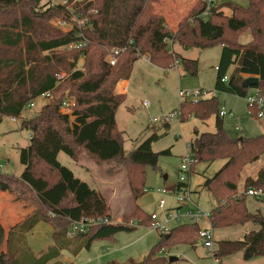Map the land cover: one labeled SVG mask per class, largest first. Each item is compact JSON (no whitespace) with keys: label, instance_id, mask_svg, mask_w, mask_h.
<instances>
[{"label":"trees","instance_id":"1","mask_svg":"<svg viewBox=\"0 0 264 264\" xmlns=\"http://www.w3.org/2000/svg\"><path fill=\"white\" fill-rule=\"evenodd\" d=\"M41 1L0 0V121L2 117L20 118L32 101L44 93L50 95L38 114L21 121V129L30 135L28 145L20 150L22 173L14 176L0 172V191L14 194L35 208L7 230L6 239L0 224L2 264H63L57 260L61 252L75 256L95 240L135 228L109 223L68 237L73 222L90 217L110 218V213L104 197L62 166L57 155L64 153L75 162L84 154L97 164H127L133 201L142 195L143 167L155 168L158 156L169 152L151 150V144L159 137L156 133L128 153L122 146L115 113L124 97L113 90L118 80L129 78L139 57L147 55L151 64L162 69L178 60L187 75L195 76L197 61L181 58L169 49L168 42L185 49L219 44L214 90L245 98L248 88L241 86L243 80L256 77L257 84L249 88L264 99V0H222L209 8L205 18L201 16L206 10L205 0H197L174 32L167 28L162 15L144 13L154 0H82L72 8L56 4L44 12L37 9ZM222 8H229L230 15H223ZM55 18L72 23L71 30L64 32L50 24ZM80 19L83 26L77 23ZM245 29L250 31L251 41L237 43L238 34ZM68 45L72 47L60 50ZM114 49L119 52L115 63L110 64L107 57ZM231 66L233 70L228 73ZM61 71L67 76L58 80ZM223 76L227 77L224 83L220 81ZM67 98L75 103L70 113L60 111ZM247 110L250 117L258 120L255 106L247 105ZM218 111L215 97L181 101L179 121L189 116L201 121L216 116L215 131L196 133L189 144L192 166L225 160L214 176L204 181V187L217 202L208 221L212 229L247 222L259 228L244 233L240 240L219 242L212 255L221 264L222 257L240 251L243 260L249 261L264 256V214L249 212L244 194H235L241 182L243 190H264V166L254 178H241L246 165L264 158V134L231 139L222 128ZM128 218L135 219L136 225L151 223L150 215L136 204ZM39 222L52 224V244L35 255L26 235ZM198 231L195 223L176 225L166 234H159L158 244L144 259L129 264H165L164 258L156 257L162 249L159 245L171 239L193 245Z\"/></svg>","mask_w":264,"mask_h":264},{"label":"rangeland","instance_id":"2","mask_svg":"<svg viewBox=\"0 0 264 264\" xmlns=\"http://www.w3.org/2000/svg\"><path fill=\"white\" fill-rule=\"evenodd\" d=\"M63 1L42 0L37 5V9L44 12L49 7L62 4ZM81 1L68 0L66 5L68 8H72L73 5ZM158 1H162L160 7L164 11L165 9L167 10L164 12L167 28L175 31L177 14L184 12L185 16L197 0H154L152 2L159 3ZM170 6L174 7L169 8ZM221 11L226 16L231 13L229 8H222ZM56 20H60V18L51 19L49 23L55 26ZM236 41L240 44L250 42V31L245 29L240 32ZM170 43L168 42V47H170ZM70 47L72 46L68 45L60 50H66ZM169 49L174 52L171 48ZM219 50V44L205 49L195 47L182 49L183 58L197 61V73L195 76H190L183 72L181 65L170 68L175 66L176 61L179 63L178 60H175L169 67L170 69L168 68L166 71L146 61L145 58H139L133 64L128 78L127 93L115 113L116 127L122 132L123 149L126 153L134 150L139 143L154 132L159 137L157 141L151 144V150L155 153H161L165 150L169 152L168 154H160L158 156L155 168L151 166L143 167V193L135 202L132 200L128 182L127 164H97L84 154H81L78 161L74 163L64 153H59L57 160L62 166L68 168L76 178L87 183L90 188L99 192L104 197L109 207V220L112 223L135 225V228L129 232H120L112 238L93 241L89 248L80 250L75 256H71L68 251L61 252L63 264H129L131 261L138 263L144 259L152 248L158 244L160 236L150 226H146L145 224L136 225L135 219H126L133 210L131 208L133 207V203L136 205L140 203L138 206L144 214L147 216L154 214L158 220L163 219L164 213L178 212L180 220L178 222H169L170 227H174L177 223L185 224L188 218L184 216L188 213L191 215L197 212L209 213L214 208L215 200L211 192L204 187V181L212 178L225 160H216L209 163L199 162L190 168L188 186L192 192H189V194L191 193L192 201L189 199L184 204H180L176 199L175 193L162 195L159 190L171 189L178 182L179 166L185 154L189 153L186 145L193 137L194 128L202 133L214 132L216 116L212 115L207 118L205 124L193 118V116H189L183 122L171 119L168 122L169 127L167 129L161 127L160 124L168 125L162 123L163 119L179 110V103L184 100L178 97L179 91L193 92L204 90L209 91V95L214 93L218 109L224 107L227 111L232 112V116L225 115L221 118L222 128L229 138H251L264 133V119L256 120L249 116L246 98L214 90L216 79L214 67L218 65ZM81 64L82 59H79L77 67L80 68ZM232 70L233 66L230 67L228 73ZM60 73H63L65 77L67 76L63 71ZM252 93H254V88H248L247 94ZM47 101L44 97H38L33 101V106L24 108L21 112V117L15 121H11L8 117L1 118L0 172L14 176L22 173L23 167L19 162L20 150L26 147L30 137L27 130L21 129V121L28 120L38 114L41 107ZM145 102L148 104L147 106L144 105ZM152 126L155 127L154 130ZM79 161L86 168V172L77 164ZM262 166H264V158L262 157L246 165L243 168L245 172L243 171L242 173V180L246 177L254 178L258 168L260 169ZM164 176L166 177L164 178ZM237 189L240 191L241 188L238 186ZM1 192L3 195H0V224L4 229V238L6 239L7 229L3 221L7 219L11 210L19 211V216L17 214L9 216L12 221L18 223L27 214L35 210V208L18 199L14 194L11 195L6 191ZM161 199L165 203L163 209H159L157 206ZM120 207L121 212L125 210L123 213L118 211ZM111 208L117 214L112 215ZM47 216L50 215L48 214ZM197 225L200 228L208 227V219L200 217ZM51 230V223L41 222L40 225L28 234L30 235L29 240L36 250L39 249L41 252L44 249L46 250L47 245L51 243ZM159 246L162 249L157 252L156 257L164 258L165 264H215L211 255V252L215 249L214 242L211 250L204 248L202 241L198 238H196L193 245L171 239L164 241ZM3 252L4 244L0 248V256H2ZM169 257H175L177 260L169 262ZM0 264H2L1 261Z\"/></svg>","mask_w":264,"mask_h":264},{"label":"built area","instance_id":"3","mask_svg":"<svg viewBox=\"0 0 264 264\" xmlns=\"http://www.w3.org/2000/svg\"><path fill=\"white\" fill-rule=\"evenodd\" d=\"M68 0H64L61 5H65ZM220 2V0H205L206 3V10L201 13V16L203 18L207 17L208 15V10L211 7H215L216 4ZM77 23L80 26L84 25V22L82 19L78 20ZM56 27L60 28L62 31L67 32L71 30L72 28V23L66 22L64 20H56V23L54 24ZM118 50L114 49L112 50L108 57L107 61L110 64H114L116 61V54H118ZM177 65V61L175 62V66ZM65 75L63 73H59L57 75V79L60 80L64 78ZM227 77L223 76L221 78V82L224 83L226 82ZM209 91H193V92H183L179 91L178 92V97L180 99H184L182 101H189V102H196L200 99H205V98H211L214 97V93L209 95ZM40 97H44L46 99H49L50 95L49 92L42 94ZM246 104L249 106H255L257 109L256 112V117L258 120L264 119V99L260 98L257 96V93L254 91V93L247 95L246 97ZM74 100L71 98H67L62 102L60 111L61 112H66L70 113L71 108L74 106ZM144 105H148L145 103ZM29 106H33V102L29 104ZM249 113V112H248ZM218 115L220 117H223L225 115L232 116L233 114L229 111H227L224 107L219 108ZM180 117V112L179 110L177 112H173L169 114L166 118L163 119L162 123L164 124H169L168 122L171 119H176L179 120ZM11 121H15L16 119L10 118ZM154 121V120H153ZM194 162L193 156L191 155L190 151L189 153L185 154V156L182 159V162L179 166V177H178V186H174L171 189H160V194L165 195L167 193H175L176 194V199L180 204H184V202H187L190 199V190L188 186V179H189V173H190V168ZM246 195L248 196H254V197H259L262 194H264V190H257L250 188L246 192ZM191 200V199H190ZM164 200H159L158 202V208L163 209L164 207ZM209 213H203V212H197L193 215L191 214H186L184 217L188 218V223H194L199 220L200 217L207 218L208 219ZM151 223H150V228L156 230L159 234H166L172 227H170L169 222H178L180 220V215L178 212H167L163 214V219L158 220L157 216L154 214L150 215ZM112 223L109 218L107 217H90V218H84L79 221L73 222L67 231V236L72 237L78 233H84L88 231L89 228L97 226V225H102V224H109ZM178 224V223H177ZM129 226H135L134 224H130ZM198 239L202 241V245L204 248L211 250L213 248V233L210 229H200L198 231ZM214 253V251L211 252V255ZM215 264H219L218 258L213 257Z\"/></svg>","mask_w":264,"mask_h":264},{"label":"crops","instance_id":"4","mask_svg":"<svg viewBox=\"0 0 264 264\" xmlns=\"http://www.w3.org/2000/svg\"><path fill=\"white\" fill-rule=\"evenodd\" d=\"M159 3H157V2H151L150 3V5L145 9V11H144V13H147V14H159V15H162L163 17H164V12H166L167 10L165 9V11L160 7V4L162 3V1H158ZM166 4H167V2H166ZM168 5V4H167ZM172 7H174V6H172ZM171 6L169 7V8H172ZM189 9V8H188ZM186 11H187V9H186ZM178 16H177V19H176V26H177V24H178V22L181 20V18L184 16V12H180V13H178L177 14ZM165 19V18H164ZM166 21V20H165ZM166 23H167V21H166ZM168 27V26H167ZM171 31H174V30H171ZM170 45V47L169 48H171L177 55H179L181 58H183L182 57V49H184L185 50V48H183V47H181L180 45H178L176 42H173V43H170L169 44ZM220 51H221V47H220V50H219V55H220ZM139 58H145V60L146 61H148V58H147V55H143V56H141V57H139ZM138 58V59H139ZM138 59L133 63V64H135L137 61H138ZM186 59V58H185ZM189 60H191V59H189ZM180 64L179 63H177V65L176 66H173V67H170V68H174V67H178ZM216 67V66H215ZM215 67H214V70H216L215 69ZM169 68V69H170ZM164 70V69H163ZM167 69H165L164 71H166ZM181 70H182V68H181ZM183 71V70H182ZM184 72V71H183ZM128 85H129V80L127 79V80H124V79H120V80H118L117 81V83L115 84V87H114V90H113V93L114 94H120V95H122L123 97H125V95H126V93H127V90H128ZM37 99V98H36ZM33 102V101H32ZM146 103V102H145ZM144 103V104H145ZM29 107V106H28ZM229 112H231V111H229ZM232 113V112H231ZM220 117V116H219ZM224 117V116H223ZM194 118V117H193ZM220 118H222V117H220ZM201 121V120H200ZM115 123L117 124V121H116V116H115ZM202 123H204L205 124V120H203L202 121ZM161 125V127H163V128H168L169 127V124L168 125H163V124H160ZM117 126V125H116ZM152 129L154 130L155 129V127L154 126H152ZM152 133H154V132H152ZM151 133V134H152ZM199 134V133H202L201 131H198L196 128H194V130H193V137L190 139V142H191V140L194 138V136H195V134ZM150 134V135H151ZM262 134H264V133H262ZM149 135V136H150ZM29 137H30V135H29ZM190 142L186 145L187 147H188V149H190ZM140 144V143H139ZM138 144V145H139ZM28 145V144H27ZM26 145V146H27ZM137 145V146H138ZM136 146V147H137ZM59 156V154L57 155V157ZM74 163H75V161H74ZM225 163V161L224 162H222V165ZM77 164H79V166H81L82 167V170H84L85 172H86V168L83 166V164L82 163H80V161L77 163ZM77 164H75V165H77ZM22 167H23V165H22ZM23 169H24V167H23ZM258 170H259V168H258ZM244 172H245V170H244ZM20 175V174H19ZM18 175V176H19ZM166 176H164V178H165ZM177 184V183H176ZM175 184V185H176ZM175 185H173V187L175 186ZM241 189H240V191H237L236 192V194H235V196L236 197H239L241 194H244V196H245V198H246V206H247V209H248V211L249 212H251V213H255V212H261L262 214H264V194H262L261 196H259V197H254V196H248V195H246V191L248 190V189H250V188H247L246 190H243L242 189V182H241V184H240V186H239ZM190 189V188H189ZM190 192H191V189H190ZM192 193V192H191ZM191 193H190V199H191ZM0 195H3L2 194V192L0 191ZM133 200V199H132ZM192 201V200H191ZM140 204V203H139ZM138 204V205H139ZM137 205V206H138ZM142 205V204H141ZM217 205V202L215 201V205L214 206H216ZM139 207V206H138ZM131 208H134V203H133V207H131ZM112 210V212H113V208H111ZM131 210V209H130ZM118 211H120L121 212V207H120V209L118 210ZM123 212L125 211V210H122ZM126 211H129V210H126ZM111 212V213H112ZM123 212H121V213H123ZM121 213H120V215H121ZM18 215L19 216V211H17V210H11V212H10V214L7 216V219L6 220H4L3 221V224H4V226H5V228L8 230L11 226H13V225H15L17 222H14V221H12V219H10L9 218V216L10 215H12V216H15V215ZM114 214H117V212H113L112 213V215H114ZM17 216V217H18ZM197 222L198 221H196V222H194L196 225H197ZM186 223H188V221L186 222ZM41 224V222H39V223H37L34 227H33V229L31 230V231H33L34 230V228H36L38 225H40ZM181 224V223H180ZM176 225H179V224H176ZM175 225V226H176ZM197 227H198V229L200 230V229H210L211 231H212V233H213V240H214V251H217V249L219 248V242H232V241H237V240H240L242 237H243V235H244V233H246V232H249V231H256V230H258V226H256V225H253L252 223H249V222H247V223H245V224H243V225H236V226H232V227H226V228H221V229H212L211 228V226H210V223H209V221H208V227H203V228H200L198 225H197ZM30 231V232H31ZM29 232V233H30ZM28 233V234H29ZM51 233H52V230H51ZM27 234V235H28ZM51 236V235H50ZM29 238H30V235H28L27 237H26V240H27V244H28V246H29V248L31 249V251L35 254V255H39V254H41L42 252H41V250H36L35 249V247L32 245V242L29 240ZM52 244V239H51V243L49 244V245H47V247L48 246H50ZM44 251H45V249H44ZM58 261H61V253H60V255H59V257H58V259H57ZM177 260V258L175 259V261ZM175 261H173V262H175ZM62 262V261H61ZM221 264H264V256H261V257H259V258H257V259H254V260H249V261H245V260H243V257H242V253L240 252V251H237V252H234V253H231V254H228V255H226V256H224V257H222L221 258Z\"/></svg>","mask_w":264,"mask_h":264},{"label":"water","instance_id":"5","mask_svg":"<svg viewBox=\"0 0 264 264\" xmlns=\"http://www.w3.org/2000/svg\"><path fill=\"white\" fill-rule=\"evenodd\" d=\"M258 82V79L256 77H248V78H245L241 84V86L243 88H249L251 86H254L256 85ZM242 138H239V140H241ZM175 257H169L168 261L169 262H173L175 261Z\"/></svg>","mask_w":264,"mask_h":264}]
</instances>
